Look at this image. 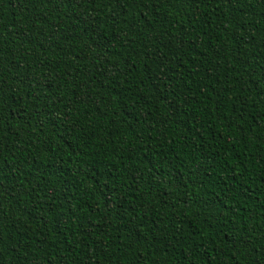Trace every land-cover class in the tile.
<instances>
[{
    "label": "trees",
    "instance_id": "trees-1",
    "mask_svg": "<svg viewBox=\"0 0 264 264\" xmlns=\"http://www.w3.org/2000/svg\"><path fill=\"white\" fill-rule=\"evenodd\" d=\"M0 264H264V0H0Z\"/></svg>",
    "mask_w": 264,
    "mask_h": 264
}]
</instances>
